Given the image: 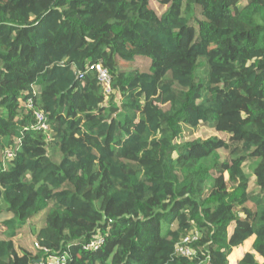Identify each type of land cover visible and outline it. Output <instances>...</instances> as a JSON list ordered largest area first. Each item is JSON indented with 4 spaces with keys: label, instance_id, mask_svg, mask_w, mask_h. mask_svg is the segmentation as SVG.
Listing matches in <instances>:
<instances>
[{
    "label": "trees",
    "instance_id": "16d2710c",
    "mask_svg": "<svg viewBox=\"0 0 264 264\" xmlns=\"http://www.w3.org/2000/svg\"><path fill=\"white\" fill-rule=\"evenodd\" d=\"M239 1L0 0V264H264V0ZM200 127L225 139L177 143Z\"/></svg>",
    "mask_w": 264,
    "mask_h": 264
},
{
    "label": "rangeland",
    "instance_id": "374dc122",
    "mask_svg": "<svg viewBox=\"0 0 264 264\" xmlns=\"http://www.w3.org/2000/svg\"><path fill=\"white\" fill-rule=\"evenodd\" d=\"M240 5L244 3V0L239 1ZM150 6L155 11V13L159 16L165 11V7L160 5L159 0H150ZM121 66L125 67H136L139 70H146L147 69V63H145L143 60H137L134 64H123L121 63ZM211 137H217L220 139H225V135L221 133H217L212 129L206 128V127H200L192 132H186L184 134V138L177 141V143L182 142H188L196 139L206 140ZM2 218L0 217V221ZM39 225H26L24 228H22L20 231H18L17 236L14 240L16 243L17 248L20 249V247L24 248L25 250H34L35 247V233L38 229ZM248 249L247 245L243 248L235 249L233 250L232 254L229 257V264H236L237 260L241 257V254L245 252Z\"/></svg>",
    "mask_w": 264,
    "mask_h": 264
},
{
    "label": "built area",
    "instance_id": "2783aa9c",
    "mask_svg": "<svg viewBox=\"0 0 264 264\" xmlns=\"http://www.w3.org/2000/svg\"><path fill=\"white\" fill-rule=\"evenodd\" d=\"M95 70L98 74V81L101 84V86L103 87L104 91L106 93L110 92V76L108 74V71L103 68L101 65H97L95 67ZM28 107L30 108L31 106L28 105ZM35 117L37 119V130H47L48 127L45 124V118L44 115L42 113H36ZM196 239L195 236H187L186 238H184L182 240V242H180V244L177 246L176 248V252L184 257H190L192 255V250L189 247V243L193 242ZM102 244V240L101 239H94L87 248L89 249H97V247ZM51 264H56L55 262L51 263Z\"/></svg>",
    "mask_w": 264,
    "mask_h": 264
}]
</instances>
